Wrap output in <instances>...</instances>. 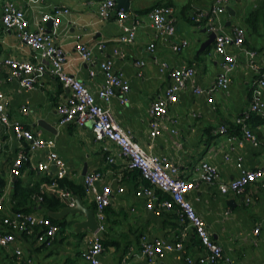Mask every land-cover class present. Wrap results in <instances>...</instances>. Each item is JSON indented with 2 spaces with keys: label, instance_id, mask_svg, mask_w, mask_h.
Listing matches in <instances>:
<instances>
[{
  "label": "crops",
  "instance_id": "0c3cea01",
  "mask_svg": "<svg viewBox=\"0 0 264 264\" xmlns=\"http://www.w3.org/2000/svg\"><path fill=\"white\" fill-rule=\"evenodd\" d=\"M16 1L24 3L28 0ZM99 1L43 0L38 6L45 11H52L61 4L70 7L71 12L63 15L57 33V41L67 53L66 70L84 80L88 88L97 96L100 105L110 106L118 123L133 132L138 144L149 152L168 156L180 166V175L191 178L196 176V165L203 159L220 167L223 181H229L239 175L240 171L236 165L238 157L243 158V165L247 169L264 164V125L258 126L257 133L261 137L257 146L247 141L245 145L237 146L235 150H232L235 145L228 140L227 134H218L215 131L219 125L226 123L230 128L229 134L242 135L236 131V127L233 129L232 127L237 126L236 117L250 106L251 88L255 79V72L248 66L244 56L241 57L238 68L231 73L229 90L215 89L214 101L210 102L209 94L196 93L188 85L179 94V100L170 107L171 117L165 121L167 128L157 137H150L149 110L153 100L165 95L167 86L171 82L169 72L171 68L194 65L197 70L195 75L197 85L210 88L214 84L220 72L219 56L215 53V41L201 49L203 43L209 39L210 30L205 24L197 26L190 15L184 21H180L177 7L172 0H156L148 6H145L141 0H130V8L127 9L130 15L127 23L132 24V15L139 14L137 35L132 42L121 41L120 35L123 30L117 16L101 19L97 12ZM167 2H172L170 5L175 8L179 37H185L189 41L188 45L179 52L173 51L169 44L156 38L149 21V10L158 3L166 4ZM214 3L215 0H195L189 11L191 13L196 8L208 9ZM262 3L264 0H230L229 4L233 6L236 14L233 15L226 10L221 14L219 22L227 31L236 25L246 28L245 19L248 12ZM180 12L183 14L182 9ZM28 16L34 23L38 17L37 8L29 9ZM190 26L198 29V33L192 38L196 40L197 48L199 47L197 53L191 49L192 41L188 37ZM261 32L262 34L257 36L255 41L249 38L247 42L250 41L251 44L255 42L259 47H264V27ZM80 41L94 47L95 63H87L81 59L76 48V44ZM152 42L156 44L153 51L149 49ZM100 44H103L102 48L99 47ZM211 47L212 67L209 70L199 57L202 52ZM32 53L31 49L19 40L14 30L5 29L0 23L1 57L31 59ZM107 58L114 60L115 68L129 82L130 89L127 92L129 101L126 103L117 96L109 104L98 97V90L104 83V75L99 71L95 76L90 77L89 70L92 67H98L99 63ZM259 59L264 62V48L260 52ZM161 61H167L171 68L161 72ZM6 72V66L1 63L0 90L10 97L11 117L19 119L26 127L40 131L46 138L56 139V150L66 159L71 169L68 176L71 181L83 184V170L87 164L88 171L96 169L103 171L104 180L100 184H111L115 189L112 204L106 210V231L102 236L104 251L101 254V264H139L140 237L143 233L160 236L169 242L177 240L181 229L177 213L173 210H150L145 200L136 196L134 192L136 187L145 180H142L136 170L129 168L128 159L120 154V147L109 139L97 140L92 130L93 123L89 119L84 123L76 120L61 122L62 116L57 106L67 99L70 90L64 87L57 77L42 74L38 77L37 86L27 90L20 84V79L9 80ZM23 106H27L29 111L22 112ZM39 119H46L55 125L57 132L54 133L37 125ZM173 128L176 129L175 132L172 131ZM26 148V141L18 138L7 125L0 122V196L6 195L7 209L16 210L14 205L17 200L13 196L16 180L21 179L24 184L30 186L42 180L37 193L41 194V185L48 179L47 173L40 172L35 167L39 161L45 159V150H37L33 153L21 175H12V166L18 153ZM229 151L232 153V160L227 162L224 156ZM109 153L113 154L114 161H108ZM196 159L197 163L193 165ZM120 184L124 185L126 190L118 193L116 187ZM249 192L257 199L253 204H246L242 196L234 192L220 194L216 184H200L190 195L197 211L206 220L213 238L223 245L225 256L228 257L231 253L235 257L229 264H242L241 257L246 255L249 256L251 264H264V188L260 186V183H256ZM47 195L57 196L50 188L45 191L44 196ZM32 198L34 199V195ZM33 201L35 204L30 206V211L45 215L53 212L42 206L43 201ZM89 202L87 206L95 208L94 202L91 200ZM227 210H230L228 215L225 214ZM72 222L76 234L83 243L79 252L81 256V252L87 246L86 237L94 230L78 232L75 227L77 221ZM257 225L261 226V232L254 234L253 229ZM113 234L115 238H109ZM67 237L66 230L63 233L58 232L52 244L43 245L44 247L36 245L33 238L24 237L23 247L26 258L32 257L33 251L63 243ZM105 242L109 243L108 247H105ZM249 245L252 250L248 248ZM10 252H12L11 249L0 247V264H9ZM202 252L198 237L190 229L185 238L183 251L166 252L164 257L159 258L154 264H200L188 263L185 257H196ZM126 255L131 257L125 258ZM13 259L19 262L17 257ZM82 260L84 264H88L85 259L82 258Z\"/></svg>",
  "mask_w": 264,
  "mask_h": 264
},
{
  "label": "built area",
  "instance_id": "2783aa9c",
  "mask_svg": "<svg viewBox=\"0 0 264 264\" xmlns=\"http://www.w3.org/2000/svg\"><path fill=\"white\" fill-rule=\"evenodd\" d=\"M43 0H28L24 3L16 0H0V23L5 29L14 30L19 40L27 45L32 53L31 59H19L16 57H1L0 64L6 66V75L9 80L20 79V84L27 90L37 86L38 77L42 74H50L57 77L64 87L70 90L66 100L57 106L61 114V122L76 120L84 123L87 119L92 121V130L97 140L109 139L120 147V154L128 159V166L140 173L145 180L135 189V194L145 200L150 210H173L177 213L181 223V229L177 240L169 242L166 239L141 234L139 264H154L166 252L183 251L185 238L190 229L200 241L202 253L196 257L186 256L188 263L200 264H229L232 260L225 256V249L221 243L215 240L209 230L206 220L199 214L190 197L192 191L200 184H216L222 195L234 192L242 196L246 204H253L256 197L249 189L256 184L264 188V164L247 169L243 165V158L236 160L239 175L229 181L221 179L220 167L203 159L196 165V176L187 177L180 175V166L165 155L149 152L134 138L130 129H126L118 123L110 106L103 107L97 101V96L88 88L84 80L66 70L67 53L57 41V33L62 23V17L70 13L71 9L66 4L45 11L38 6ZM230 0H215L208 9L196 8L189 14L197 26L205 24L210 32H215V53L219 56L220 72L214 84L210 88L196 84V68L194 65H180L171 68L167 61H161V72L170 68L171 82L167 86L164 96L153 100L150 107V137H157L167 128L166 119L171 117L170 107L179 100V94L190 85L196 93L209 94L208 100L214 101L215 89L229 90L231 86V73L240 64L244 56L249 67L255 72L252 85V98L249 108L235 119L240 129L241 136L229 134V126L226 123L215 129L218 134H227L228 140L235 145L243 146L248 141L253 145L259 144L257 134L251 129L249 118L252 113L264 114V62L260 61V52L257 48L248 47L246 44L247 30L242 25L234 26L227 31L219 22L221 14L227 10ZM37 8V19L33 23L28 16V10ZM101 19H109L117 16L122 28L120 40L132 42L137 35L139 17L137 13L132 15V24L127 23L130 12L125 7H118L117 0H100L97 7ZM149 21L156 38L169 44V47L179 52L185 48L189 41L185 37H179L177 33V17L175 8L170 4H159L152 7L149 12ZM51 23L52 27L47 26ZM155 42L149 45L150 50H155ZM100 48L103 44L99 45ZM78 54L87 63H95L94 47L82 41L76 44ZM144 63V61H142ZM101 71L104 75V83L98 90V97L110 103L117 96L122 102L129 101L127 92L130 89L125 76L115 68L114 60L104 59L98 67L89 70L90 77ZM10 97L0 90V122L7 125L15 135L24 139L27 148L20 151L13 163L11 173L13 176L22 174L27 162L37 150H45V159L39 161L35 167L40 172L48 174V179L41 185V194L34 195L36 201H43L47 189L63 201L66 206H77V195L69 188L62 186L60 180L70 175V168L65 158L56 150V139L46 138L40 131L26 127L19 119L12 118L9 112ZM22 112H28L29 108L23 106ZM173 132L176 129H172ZM237 145H236V144ZM231 150V151H232ZM231 151L225 154V161L232 160ZM108 161H114L112 153L107 155ZM104 180V173L100 169L88 171L83 177L85 197L95 203V215L98 228L86 237V248L81 252V257L88 264H101V254L104 251L103 232L106 231L107 208L112 204L115 189L111 184H100ZM49 187V188H47ZM126 187L118 185L116 191L124 192ZM6 195L0 196V247L11 249L12 254L19 261L26 260L33 263L32 257H27L24 250L23 238H33L36 245L52 244L61 226L50 215L38 214L33 211L11 210L6 208ZM84 201V200H83ZM230 210L225 212L226 215ZM254 234L261 232V226L253 229ZM131 256H125L130 258ZM124 258V257H123Z\"/></svg>",
  "mask_w": 264,
  "mask_h": 264
},
{
  "label": "trees",
  "instance_id": "16d2710c",
  "mask_svg": "<svg viewBox=\"0 0 264 264\" xmlns=\"http://www.w3.org/2000/svg\"><path fill=\"white\" fill-rule=\"evenodd\" d=\"M158 4H161V3H158ZM166 4H172V2H167ZM192 4H193V1L191 3L184 5L182 7L183 13H187L191 9ZM245 26L247 28V37H248V38H246V44H248L247 46L251 47V48H257L259 50V52H262V49L264 48L263 46L259 47L257 44H255V42H253L251 44L250 41L249 42H247V41L249 40V38H253L255 41L257 39V36L262 34L261 30L264 27V3H262L259 7L255 8V9L254 8L251 9L248 12V15L245 19ZM249 124L251 126V129L257 134L258 138L260 139L261 136L258 135L257 129H258V126L264 125V114L252 113L250 118H249ZM235 127H236V131L238 133H240L238 126H233L232 129ZM137 174L140 175L139 172ZM136 176L137 175L135 174V177ZM142 180H143V178H142ZM41 181L42 180L35 182V185H33V186L24 184V182L21 179L15 181V183H14V195L13 196L17 200L16 205H14V208L16 210H24V211H30L31 210L30 206L35 204L33 201L35 199H33L32 197H33V195H35L39 192ZM59 182L62 186H65V187L71 189L77 196H81L82 198H84V196H85L84 184H77L74 181H71L68 177L61 179ZM3 183H4V181H3ZM63 205L64 204L61 201V199L55 195H53V196L47 195L45 197V200L42 203L43 207L45 206L46 208H48L49 210H52V211H57V210L61 209L63 207ZM93 206L95 207V203H93ZM171 213L174 214V212H171ZM46 215H48V214H46ZM54 220L61 226V229L59 231L61 233L65 232L66 227L70 224V222L73 224L72 221L66 222V221L57 220V219H54ZM108 245H109V243L105 242V247H108ZM42 247H44V246L42 245ZM13 257L15 258L16 256L14 255ZM22 263L31 264L28 262H22Z\"/></svg>",
  "mask_w": 264,
  "mask_h": 264
},
{
  "label": "rangeland",
  "instance_id": "374dc122",
  "mask_svg": "<svg viewBox=\"0 0 264 264\" xmlns=\"http://www.w3.org/2000/svg\"><path fill=\"white\" fill-rule=\"evenodd\" d=\"M138 1V0H137ZM145 6L151 5L154 3L156 0H141ZM174 5L177 7V15L179 17L180 21H184L186 17H189L190 11L187 12L186 14H182L180 10L182 7L188 3H193L195 0H172ZM188 33H189V38L192 41L191 43V49L194 50V52H198L199 47L197 48V42L196 40H192L194 34L198 33V29L192 28L191 26L188 28ZM211 52H212V47L209 48L208 50L204 51L200 55V61L203 63V65L207 66V68L210 70L212 67L211 63ZM197 163V159L194 161L193 165ZM196 165V164H195ZM86 203L85 205H89V200L88 196H86L83 199ZM83 216L79 214H67L65 215L64 218L61 220L64 221H78L82 219ZM114 228H118L115 227ZM67 235L68 237L66 240H64L63 243H58L55 246L48 247V248H43L42 250L38 251H33L32 252V260L33 263L31 264H84V261L82 260L79 252L81 251V248L83 247L82 241H80V237L75 232L74 226H72V223L66 227ZM119 237V234H118ZM109 238H115L114 234L110 235ZM248 248L252 250V247L249 245ZM47 255V256H46ZM14 256V255H13ZM228 257L230 259H235V257L229 253ZM71 260V261H70ZM19 261V260H18ZM241 263L242 264H251L250 258L248 255L241 257ZM9 264H24L22 261H15L12 257V252L9 253ZM27 264V263H25Z\"/></svg>",
  "mask_w": 264,
  "mask_h": 264
},
{
  "label": "water",
  "instance_id": "95a60500",
  "mask_svg": "<svg viewBox=\"0 0 264 264\" xmlns=\"http://www.w3.org/2000/svg\"><path fill=\"white\" fill-rule=\"evenodd\" d=\"M118 7H125L126 9L130 8V0H117ZM227 10L235 15L236 11L230 4L227 5ZM49 29L52 27L51 23L48 24ZM215 32H211L209 34V39L205 41L201 47L204 49L206 46L211 44V42L215 39ZM37 125L41 126L42 128L48 129L54 133L57 132L56 126L49 123L46 119H39ZM88 171L87 164L83 170V174L85 175ZM67 214H79L82 215L83 218L75 223L76 230L78 232L82 230H96L98 228V221L95 215V209L93 207L87 206L84 204L83 198L81 196L77 197V206L75 207H63L60 211H53L49 215L52 216L54 219H61Z\"/></svg>",
  "mask_w": 264,
  "mask_h": 264
}]
</instances>
